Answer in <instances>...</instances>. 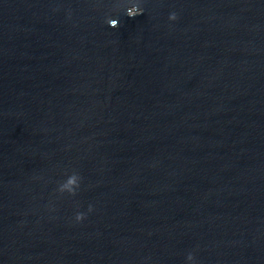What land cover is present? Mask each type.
Masks as SVG:
<instances>
[{
    "label": "water",
    "instance_id": "water-1",
    "mask_svg": "<svg viewBox=\"0 0 264 264\" xmlns=\"http://www.w3.org/2000/svg\"><path fill=\"white\" fill-rule=\"evenodd\" d=\"M140 6L0 0V264H264V0Z\"/></svg>",
    "mask_w": 264,
    "mask_h": 264
},
{
    "label": "clouds",
    "instance_id": "clouds-1",
    "mask_svg": "<svg viewBox=\"0 0 264 264\" xmlns=\"http://www.w3.org/2000/svg\"><path fill=\"white\" fill-rule=\"evenodd\" d=\"M142 3V0H135V2H130V0H122V5L124 7V13L129 17H134L136 15H140L144 13V8L140 6ZM121 5L118 4L117 8H119ZM168 19L170 21H175L177 19V14L175 12H170L168 15ZM113 21H115V25L113 24ZM105 22L110 27H116L117 26V19H113L110 17L105 18ZM80 186V177L76 172H72L70 174L66 175V178L63 179L62 182L58 184L57 191L60 193H68L69 195H75L76 190ZM88 211H92L91 205L88 207ZM85 219V213L83 212H76L74 216L75 222L79 223ZM186 264H197V261L194 257V254L192 252H188L185 257Z\"/></svg>",
    "mask_w": 264,
    "mask_h": 264
}]
</instances>
